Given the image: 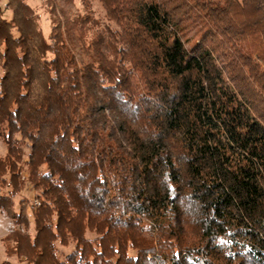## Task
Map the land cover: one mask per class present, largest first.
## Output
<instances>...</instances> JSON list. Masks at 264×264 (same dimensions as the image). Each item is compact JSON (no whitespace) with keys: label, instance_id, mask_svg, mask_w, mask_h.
<instances>
[{"label":"trees","instance_id":"obj_1","mask_svg":"<svg viewBox=\"0 0 264 264\" xmlns=\"http://www.w3.org/2000/svg\"><path fill=\"white\" fill-rule=\"evenodd\" d=\"M96 1L91 37L75 0H44L47 38L0 6V209L33 225L6 255L264 264V0Z\"/></svg>","mask_w":264,"mask_h":264},{"label":"rangeland","instance_id":"obj_2","mask_svg":"<svg viewBox=\"0 0 264 264\" xmlns=\"http://www.w3.org/2000/svg\"><path fill=\"white\" fill-rule=\"evenodd\" d=\"M3 2L4 0H0L1 7L4 6ZM25 2L33 9L34 13L38 16V26L43 36L47 38L50 32V23L48 14L45 11L44 0H25ZM75 9L79 14H90L91 17L97 22V26L93 25L89 30L88 35L90 37L96 32V29H103L108 24L105 19L104 10L96 0H75ZM0 16L3 19H10L11 12L9 10H3L2 12H0ZM191 34L189 36H191ZM256 60L259 64H261V61H259L258 59ZM5 153L6 147L2 142V138L0 137V156L3 157ZM22 198L28 199L29 202L31 201L32 203V200L34 198L33 191H31L27 187L23 192H21L18 196L14 198V206L16 211L18 210L17 203ZM34 202L35 201H33V204ZM2 210L0 209V263L3 261H9L12 264H24L23 262L18 261L15 257H9L6 255V246L4 243V238L14 230H18L21 233H29L32 235L33 225L30 224V228L28 229L22 225H17L15 224L14 220L7 214V212L2 213ZM28 217L30 219V213H28ZM87 236L90 237V234L88 233ZM57 250V257L59 259H63L65 255H67L72 250V245L70 244L67 247L57 245Z\"/></svg>","mask_w":264,"mask_h":264},{"label":"built area","instance_id":"obj_3","mask_svg":"<svg viewBox=\"0 0 264 264\" xmlns=\"http://www.w3.org/2000/svg\"><path fill=\"white\" fill-rule=\"evenodd\" d=\"M35 205H39V203L37 201L34 202ZM2 210V209H1ZM2 213H5L4 210H2Z\"/></svg>","mask_w":264,"mask_h":264}]
</instances>
